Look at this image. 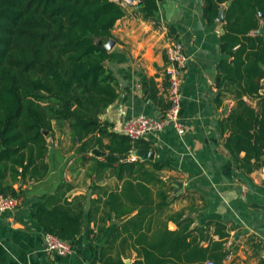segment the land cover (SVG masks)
<instances>
[{"label":"trees","instance_id":"obj_1","mask_svg":"<svg viewBox=\"0 0 264 264\" xmlns=\"http://www.w3.org/2000/svg\"><path fill=\"white\" fill-rule=\"evenodd\" d=\"M163 1L140 0L139 13L156 22ZM204 3L209 25L224 11L216 102L230 97L234 106L219 128L228 133L224 145L233 161L252 174L264 168V36L253 34L264 25V0ZM125 14L113 0H0V193L20 198L14 184L47 177L48 138L55 125L67 124L78 152L106 153L90 157L92 174L100 180L109 171L121 184L111 191L94 185L74 197L72 184H60L32 214L44 233L73 244L87 231V241L100 248L91 264H127L133 253L132 264H206L201 242L213 224L192 228L185 212L168 214L173 197L159 175L165 166L131 160L151 145L101 119L119 97L105 45ZM110 226L113 234L105 237ZM221 227L216 224L215 233L228 237Z\"/></svg>","mask_w":264,"mask_h":264},{"label":"crops","instance_id":"obj_2","mask_svg":"<svg viewBox=\"0 0 264 264\" xmlns=\"http://www.w3.org/2000/svg\"><path fill=\"white\" fill-rule=\"evenodd\" d=\"M134 1L137 5L124 7L125 16L106 41L114 58L106 67L117 78L119 97L101 119L120 133L132 117L161 118L169 106L166 49L172 42L182 43L189 57L182 75L181 121L186 132L179 135L168 125L163 132L142 139L151 145L145 151L153 152L152 160L143 159L141 150L131 156L165 166L159 175L173 197L168 214L185 212L194 220L192 228L213 224L201 242L208 249L206 264H264V168L252 174L240 169L225 148L228 133L222 134L219 128L234 106L230 97L220 105L216 102L224 20L209 25L204 18V0H164L158 21H148L139 13L140 0ZM48 142L47 177L14 184L21 202L15 210L0 213V264H91L99 255V242L87 241V231L73 243L72 254L45 252V233L32 214L62 183L74 186L71 197L87 194L94 185L111 191L121 183L109 171L100 180L92 174V152H78L79 145L72 140L67 124L55 125ZM216 224L229 236L216 234ZM168 226L177 229L173 222ZM112 234L110 226L105 237ZM216 243L222 246L214 249ZM135 257L133 253L126 263L132 264Z\"/></svg>","mask_w":264,"mask_h":264},{"label":"built area","instance_id":"obj_3","mask_svg":"<svg viewBox=\"0 0 264 264\" xmlns=\"http://www.w3.org/2000/svg\"><path fill=\"white\" fill-rule=\"evenodd\" d=\"M113 1L123 8L137 5L134 0ZM166 59L168 64L165 72L167 80L166 92L169 106L161 118L139 115L125 122L120 134L127 136L134 142L145 139L150 135L161 133L168 125H172L179 135H183L186 132L185 126L181 121L182 75L189 61L184 45L180 42H172L166 49ZM131 160L135 161L137 159L131 157ZM20 202V198L0 193V213L15 210ZM44 243V251L47 253L67 256L74 251L73 244L51 234H45Z\"/></svg>","mask_w":264,"mask_h":264},{"label":"water","instance_id":"obj_4","mask_svg":"<svg viewBox=\"0 0 264 264\" xmlns=\"http://www.w3.org/2000/svg\"><path fill=\"white\" fill-rule=\"evenodd\" d=\"M229 5H230V2H228V3L226 4V6H229ZM223 15H224V11H221L218 20H224V16H223ZM257 33L260 34V35H262V36H264V25H262V26L260 27V30H259ZM100 43H102V41H100ZM105 48H106L107 50H110V48L107 47L106 45H105ZM45 135L47 136L48 133L45 132ZM92 155L95 156V157H97V158H101V157L105 156L106 153L101 152L99 149H94V150L92 151ZM139 155H141L142 158L145 159V160H152V159H153V152H151V151L141 150V152H140ZM128 264H129V263H128Z\"/></svg>","mask_w":264,"mask_h":264}]
</instances>
